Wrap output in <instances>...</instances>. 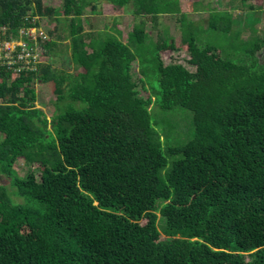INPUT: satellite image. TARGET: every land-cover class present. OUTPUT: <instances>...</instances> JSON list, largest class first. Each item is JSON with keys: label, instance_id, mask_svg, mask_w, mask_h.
<instances>
[{"label": "trees", "instance_id": "16d2710c", "mask_svg": "<svg viewBox=\"0 0 264 264\" xmlns=\"http://www.w3.org/2000/svg\"><path fill=\"white\" fill-rule=\"evenodd\" d=\"M105 1L137 18L125 42L84 31L98 0L59 10L0 0L6 35L31 25L27 16L54 19L44 56L58 54L52 36L68 18L77 64L18 74L0 65V264H264V35L237 59L184 28L177 43L162 32L146 43V17L178 12V0ZM232 19L210 10L206 28L229 32ZM166 51L186 53L185 64L166 63ZM134 61L141 81L151 65L159 90L139 94ZM37 81L56 95L50 119L35 105ZM177 108L191 112L193 135L167 146L163 113L184 116ZM17 158L36 169L18 175Z\"/></svg>", "mask_w": 264, "mask_h": 264}, {"label": "rangeland", "instance_id": "374dc122", "mask_svg": "<svg viewBox=\"0 0 264 264\" xmlns=\"http://www.w3.org/2000/svg\"><path fill=\"white\" fill-rule=\"evenodd\" d=\"M42 1L44 5L56 7L58 10L62 2V0ZM98 2L100 13L87 17L89 16L88 14L82 18L85 31L91 33L92 37H98L100 34L103 35V33L104 35L105 33L115 34L125 42L127 34L131 31L137 19L131 13L130 4L126 7H113L112 4L105 0H98ZM258 3L256 0H178V12L161 14L156 18V21L146 17V29L148 30L146 43L155 41L157 34L160 32L166 37L174 39L177 43L182 30L185 29L187 31L191 30L196 34L197 42L200 46L213 44L223 58H240L239 55L241 54L242 48L250 43L253 36L262 37L264 35V0ZM210 10H229L232 13L233 19L229 32L206 28L208 25L207 16ZM61 19L63 20L57 23L56 28L57 36L62 41L56 48L57 51L59 50L58 54L43 56L41 53V55L43 56V60L51 63L54 68L73 72L77 68V64L71 60L70 56L69 19ZM197 20L200 21L194 23ZM39 22L46 31L49 27L56 24L54 19H47L46 17L40 19ZM88 39V37H85L86 41ZM88 50L90 49L88 48ZM256 55L260 62H264V46L257 51ZM162 58L166 63L178 61L185 64L187 54L184 52L166 51L162 53ZM186 65L190 67L188 64ZM150 66L148 64L146 67L148 74L147 77H144L149 84L145 80H140L141 75L138 72L136 61L132 63L131 67L133 79L137 82L139 94L143 97L148 93L151 94L152 92L150 91L159 90L157 75L151 70ZM190 69H193V67H190ZM36 94V107L42 108L47 118L50 119L54 112L56 95L50 91L47 83L45 84L40 81L36 82ZM177 109L184 116L163 113L165 115L163 117V124L171 131L166 143H164L167 146L182 144L193 135L191 112L186 109ZM152 110L157 111V107L154 104H152ZM179 156V154L167 155V166H169L174 158ZM36 165V162L27 163L22 158H17L14 162V170L18 175L22 176L30 170L36 169ZM36 175L38 177L37 171ZM0 183L7 185L8 179L5 176H0ZM159 217L160 215L158 213ZM160 223L161 219L159 218V228L161 227ZM161 237L164 238L165 235L161 234Z\"/></svg>", "mask_w": 264, "mask_h": 264}, {"label": "built area", "instance_id": "2783aa9c", "mask_svg": "<svg viewBox=\"0 0 264 264\" xmlns=\"http://www.w3.org/2000/svg\"><path fill=\"white\" fill-rule=\"evenodd\" d=\"M45 37L43 32L34 27L19 29V37L6 35L0 28V65H5L17 74L23 70H34L41 60V48L38 37Z\"/></svg>", "mask_w": 264, "mask_h": 264}, {"label": "clouds", "instance_id": "9594fccd", "mask_svg": "<svg viewBox=\"0 0 264 264\" xmlns=\"http://www.w3.org/2000/svg\"><path fill=\"white\" fill-rule=\"evenodd\" d=\"M43 17H39L38 15H33V16H27L26 17V19H28V21H31V25H23V26H20L19 28H18V34L16 35V36H14L15 38H18L19 37V29H21V28H26V27H34V28H37V30L38 31H42L43 32V34L45 35V37H41V36H39L38 37V39H37V43H38V45L40 46V48H41V53H42V55L44 56V48L40 45V40H44V39H46V38H51V36H49V33H48V30L49 29H52V28H49V29H47V31L44 29V27L40 24V22H39V20L40 19H42ZM41 53H40V55H41ZM41 55V62H44V60H43V56Z\"/></svg>", "mask_w": 264, "mask_h": 264}, {"label": "crops", "instance_id": "0c3cea01", "mask_svg": "<svg viewBox=\"0 0 264 264\" xmlns=\"http://www.w3.org/2000/svg\"><path fill=\"white\" fill-rule=\"evenodd\" d=\"M91 15H94V14H89V16H87V17H90ZM96 15V14H95ZM88 22V21H87ZM43 26V25H42ZM83 26V28H84V25H82ZM55 27V25H53L52 27H49V28H54ZM84 31H85V28H84ZM85 32H87V31H85ZM52 39H54V40H56V41H58L59 42V38H58V36H57V33H55L53 36H52Z\"/></svg>", "mask_w": 264, "mask_h": 264}]
</instances>
